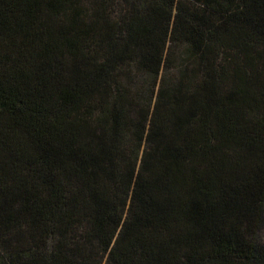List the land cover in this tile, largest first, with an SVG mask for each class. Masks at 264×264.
<instances>
[{
  "label": "trees",
  "instance_id": "16d2710c",
  "mask_svg": "<svg viewBox=\"0 0 264 264\" xmlns=\"http://www.w3.org/2000/svg\"><path fill=\"white\" fill-rule=\"evenodd\" d=\"M0 264H264V0H0Z\"/></svg>",
  "mask_w": 264,
  "mask_h": 264
},
{
  "label": "rangeland",
  "instance_id": "374dc122",
  "mask_svg": "<svg viewBox=\"0 0 264 264\" xmlns=\"http://www.w3.org/2000/svg\"><path fill=\"white\" fill-rule=\"evenodd\" d=\"M126 6L121 1H116L113 4V14L114 16H117V13H120L122 10H124ZM183 46H175L170 45V48H168L166 57L167 59L164 61L163 68L161 69L159 76L157 80H159L161 77L165 76L166 78L173 77L176 72L179 65L182 64V57H183ZM127 68H133L132 66L125 65L123 70H126ZM133 78L131 79V86L139 91L141 93V96L145 95V99H149L152 93V102L154 100V95L157 89L156 86H152V81L149 79V76H146L144 73L138 72L135 69H132ZM124 75V74H123ZM126 77V75H124ZM153 89V92H152Z\"/></svg>",
  "mask_w": 264,
  "mask_h": 264
}]
</instances>
